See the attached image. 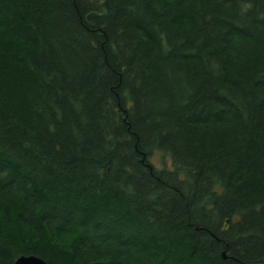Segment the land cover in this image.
I'll list each match as a JSON object with an SVG mask.
<instances>
[{
	"label": "trees",
	"instance_id": "obj_1",
	"mask_svg": "<svg viewBox=\"0 0 264 264\" xmlns=\"http://www.w3.org/2000/svg\"><path fill=\"white\" fill-rule=\"evenodd\" d=\"M23 254L264 264V0H0V264Z\"/></svg>",
	"mask_w": 264,
	"mask_h": 264
},
{
	"label": "rangeland",
	"instance_id": "obj_2",
	"mask_svg": "<svg viewBox=\"0 0 264 264\" xmlns=\"http://www.w3.org/2000/svg\"><path fill=\"white\" fill-rule=\"evenodd\" d=\"M152 159L153 162L160 168L162 167L173 168L172 158L158 149L154 151Z\"/></svg>",
	"mask_w": 264,
	"mask_h": 264
},
{
	"label": "water",
	"instance_id": "obj_3",
	"mask_svg": "<svg viewBox=\"0 0 264 264\" xmlns=\"http://www.w3.org/2000/svg\"><path fill=\"white\" fill-rule=\"evenodd\" d=\"M14 264H48L47 261L36 254H23L18 256L15 261Z\"/></svg>",
	"mask_w": 264,
	"mask_h": 264
}]
</instances>
